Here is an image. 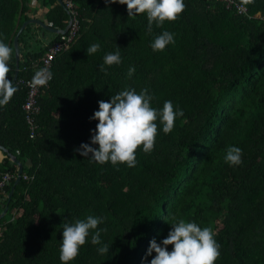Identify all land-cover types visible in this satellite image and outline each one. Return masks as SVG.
I'll use <instances>...</instances> for the list:
<instances>
[{
  "label": "trees",
  "instance_id": "16d2710c",
  "mask_svg": "<svg viewBox=\"0 0 264 264\" xmlns=\"http://www.w3.org/2000/svg\"><path fill=\"white\" fill-rule=\"evenodd\" d=\"M39 1L50 7L51 26L64 29L63 8L55 0ZM235 1L249 16L222 2L184 0L175 21L162 27L154 22L149 32L146 13L129 17L127 5L118 2L76 0L79 35L53 61L32 139L20 81L34 76L33 65L58 36L42 46L31 26L25 27L14 83L19 90L0 107V145L31 165L23 168L29 179L14 187L8 213L0 219V264H62V224L89 215L104 218L98 229H107L101 240L109 253H98L101 245L91 243L96 230H90L68 264H150L155 256H146L150 241L166 238L173 217L213 230L220 246L214 264H264V19L255 17L264 16V0ZM27 3L0 0V40L12 49L10 80L13 39L27 19ZM163 31L173 33L175 43L153 51L151 44ZM94 43L100 50L87 55ZM117 50L121 63L101 71L104 56ZM130 88L137 93L147 88L153 108L171 101L184 115L168 134L157 118L154 149L145 153L138 147L135 167L81 156L76 149L90 143L98 101ZM231 146L242 149L239 166L225 162ZM4 173L12 181L0 191V203L7 202L17 173L8 157L0 162V177Z\"/></svg>",
  "mask_w": 264,
  "mask_h": 264
},
{
  "label": "clouds",
  "instance_id": "9594fccd",
  "mask_svg": "<svg viewBox=\"0 0 264 264\" xmlns=\"http://www.w3.org/2000/svg\"><path fill=\"white\" fill-rule=\"evenodd\" d=\"M106 3H119L127 5L128 16L141 13L147 14L148 31H152L155 22L157 27H162L165 21H175L185 10L184 0H105ZM252 3L253 0H246ZM174 34L163 31L151 44L153 51H163L169 44H174ZM101 48L99 43H94L86 49L87 55L97 53ZM119 49V47L117 46ZM12 57V49L3 40H0V107L6 106L13 95L19 90L12 80L8 79L11 71L9 61ZM104 63L100 70L106 73L104 65L112 66L121 63L119 50L115 53H107L103 58ZM135 72L134 67L128 70L131 77ZM52 72L48 67L37 70L31 80L34 87L46 86L52 79ZM153 96L148 89H142L139 93L134 88L125 89L112 95L110 101H98L99 110L95 111L90 120L98 121L95 130L92 131L90 143H82L76 151L83 157L105 164H126L129 168L135 167L136 150L142 146L145 153L154 149L157 136V118L163 125L165 134L171 133L176 118L184 115L183 110L176 109L171 101H165L163 108L157 110L151 106ZM92 145H98L93 147ZM91 154V155H89ZM242 149L231 146L227 149L225 162L230 166H239L243 163ZM171 230L166 238L159 243L153 239L150 241L146 256H155L150 264H214L220 255L219 245L214 239L213 230L210 227L201 228L195 222H186L183 219L176 221L173 217ZM104 222V218L89 215L85 220L77 219L75 222L62 224L63 239L60 245V260L62 264H68L79 255V249L86 243L90 230H96L91 236V243L101 245L97 251L104 255L109 253V246L103 244L101 232L107 229H98V225ZM172 245V250L168 246Z\"/></svg>",
  "mask_w": 264,
  "mask_h": 264
},
{
  "label": "built area",
  "instance_id": "2783aa9c",
  "mask_svg": "<svg viewBox=\"0 0 264 264\" xmlns=\"http://www.w3.org/2000/svg\"><path fill=\"white\" fill-rule=\"evenodd\" d=\"M222 2L225 5V8L228 10H233L238 15L249 16L248 9L245 5L235 1V0H210ZM76 0H64V8L65 13L67 15V23L65 26V30H59L60 34H58L56 41L52 44L48 45L45 49L44 54L41 58L33 65L34 74L37 70L48 67L51 71L53 61L57 56H59L62 52L68 50L72 44L77 40L79 31H80V23L78 19V11L76 6ZM255 17H259L264 19V16L257 14ZM33 78V77H32ZM30 79L21 80L20 83L26 89V98L22 105V109L25 113V121L29 130V138H34L37 131V123L36 116L40 112L39 105V97L43 90L49 87V82L46 86H37L34 87L31 84ZM22 178L28 180V176L22 174ZM12 181V176L9 173H4L0 177V191H3L7 186L10 185Z\"/></svg>",
  "mask_w": 264,
  "mask_h": 264
},
{
  "label": "crops",
  "instance_id": "0c3cea01",
  "mask_svg": "<svg viewBox=\"0 0 264 264\" xmlns=\"http://www.w3.org/2000/svg\"><path fill=\"white\" fill-rule=\"evenodd\" d=\"M62 1H64V0H62ZM55 3L60 5L58 0H55ZM27 8H28V12L26 14L27 19L23 20V22L21 23V26L23 25L24 22H26L28 20L37 21V23L30 24L32 32L35 36V41H37L39 44L41 43L42 46H46L47 43L51 39H53V35H58V34L52 32L48 29H44L41 26V24H45L46 26L53 28L51 26V23H49L46 19V13L49 11L50 7L42 5L39 0H28ZM21 26L19 27V29L21 28ZM53 29H55V28H53ZM56 30H58V29H56ZM19 45L21 47V44H19ZM20 57H21V55H20ZM5 157H6L5 153L0 152V162H2ZM7 196L5 197L6 199H7ZM6 203H3V202L0 203V219L3 218L4 216H6V214L8 213V207L7 208L5 207L6 210L4 208Z\"/></svg>",
  "mask_w": 264,
  "mask_h": 264
},
{
  "label": "water",
  "instance_id": "95a60500",
  "mask_svg": "<svg viewBox=\"0 0 264 264\" xmlns=\"http://www.w3.org/2000/svg\"><path fill=\"white\" fill-rule=\"evenodd\" d=\"M58 1L60 3V6L65 10L63 1L62 0H58ZM33 23H37V21H35V20H28V21L24 22L23 25L21 26V28L17 31V33H16V35H15V37L13 39L14 59H15L14 60L15 61L14 62L15 63V69H14V73H13V76H12V82L13 83H15L17 81L19 67H20V51L21 50H20V45H19V36L22 33V30L27 25H30V24H33ZM41 26L44 29H48V30H50V31H52V32H54L56 34H60V31L59 30L50 28V27L46 26L45 24H41ZM64 30L65 29H63L62 31H64ZM0 152L5 153L6 157H8L17 166L16 178H15V181H14L13 186L10 189V192L8 193L7 203L4 206V208L5 207L7 208L8 207V203L11 200V197H12V194H13V191H14V187L19 183V181L22 178L23 168L24 167H29L31 165V160L28 159V160L25 161V163H22L19 159H17V157H15L14 155H12L5 147H3L1 145H0ZM6 208H5V210H6Z\"/></svg>",
  "mask_w": 264,
  "mask_h": 264
},
{
  "label": "rangeland",
  "instance_id": "374dc122",
  "mask_svg": "<svg viewBox=\"0 0 264 264\" xmlns=\"http://www.w3.org/2000/svg\"><path fill=\"white\" fill-rule=\"evenodd\" d=\"M37 42L33 43V44H36Z\"/></svg>",
  "mask_w": 264,
  "mask_h": 264
}]
</instances>
